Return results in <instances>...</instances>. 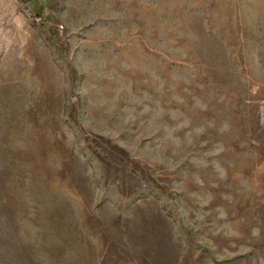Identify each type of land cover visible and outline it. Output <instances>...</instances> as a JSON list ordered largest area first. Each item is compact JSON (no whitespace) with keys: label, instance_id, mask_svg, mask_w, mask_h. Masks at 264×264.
Instances as JSON below:
<instances>
[{"label":"rangeland","instance_id":"1","mask_svg":"<svg viewBox=\"0 0 264 264\" xmlns=\"http://www.w3.org/2000/svg\"><path fill=\"white\" fill-rule=\"evenodd\" d=\"M264 0H0V264H264Z\"/></svg>","mask_w":264,"mask_h":264},{"label":"built area","instance_id":"2","mask_svg":"<svg viewBox=\"0 0 264 264\" xmlns=\"http://www.w3.org/2000/svg\"><path fill=\"white\" fill-rule=\"evenodd\" d=\"M264 107V106H263Z\"/></svg>","mask_w":264,"mask_h":264}]
</instances>
